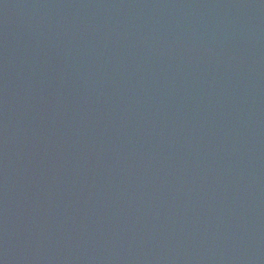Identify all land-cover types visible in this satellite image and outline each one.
Wrapping results in <instances>:
<instances>
[{"label":"water","instance_id":"water-1","mask_svg":"<svg viewBox=\"0 0 264 264\" xmlns=\"http://www.w3.org/2000/svg\"><path fill=\"white\" fill-rule=\"evenodd\" d=\"M0 264H264V0H0Z\"/></svg>","mask_w":264,"mask_h":264}]
</instances>
